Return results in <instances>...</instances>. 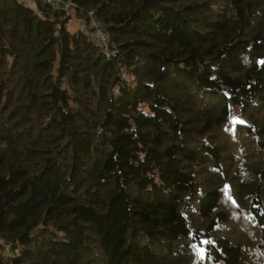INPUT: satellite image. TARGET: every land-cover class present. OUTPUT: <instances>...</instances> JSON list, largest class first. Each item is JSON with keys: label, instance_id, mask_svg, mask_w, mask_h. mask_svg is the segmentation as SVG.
Returning <instances> with one entry per match:
<instances>
[{"label": "trees", "instance_id": "1", "mask_svg": "<svg viewBox=\"0 0 264 264\" xmlns=\"http://www.w3.org/2000/svg\"><path fill=\"white\" fill-rule=\"evenodd\" d=\"M72 1L128 80L0 0V264H264V0Z\"/></svg>", "mask_w": 264, "mask_h": 264}, {"label": "built area", "instance_id": "2", "mask_svg": "<svg viewBox=\"0 0 264 264\" xmlns=\"http://www.w3.org/2000/svg\"><path fill=\"white\" fill-rule=\"evenodd\" d=\"M41 4L50 5L63 10L77 8L72 0H35ZM78 12H83L90 23V29L86 31V39L95 46L105 59L115 58V67L117 75L124 81L128 80V66L118 55L116 46L111 43L104 31L98 26L93 18V10L83 11L82 8H77ZM37 15L39 11L35 8Z\"/></svg>", "mask_w": 264, "mask_h": 264}, {"label": "rangeland", "instance_id": "3", "mask_svg": "<svg viewBox=\"0 0 264 264\" xmlns=\"http://www.w3.org/2000/svg\"><path fill=\"white\" fill-rule=\"evenodd\" d=\"M82 22H84L83 19L76 17L75 15L72 14V16H70L68 21L65 22L64 26L69 32H74L75 30L78 29L85 31V24H83ZM2 254L4 256H9L11 255V251L9 250V248H5Z\"/></svg>", "mask_w": 264, "mask_h": 264}, {"label": "crops", "instance_id": "4", "mask_svg": "<svg viewBox=\"0 0 264 264\" xmlns=\"http://www.w3.org/2000/svg\"><path fill=\"white\" fill-rule=\"evenodd\" d=\"M22 1L24 4H26L27 6L31 7V8H35L36 7V4H35V0H20ZM68 21V20H67ZM83 23V22H82ZM84 24V23H83ZM87 28L85 27V31ZM83 31V30H82Z\"/></svg>", "mask_w": 264, "mask_h": 264}]
</instances>
